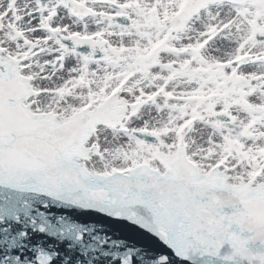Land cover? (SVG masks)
<instances>
[{
  "label": "snow or ice",
  "instance_id": "6c2138e0",
  "mask_svg": "<svg viewBox=\"0 0 264 264\" xmlns=\"http://www.w3.org/2000/svg\"><path fill=\"white\" fill-rule=\"evenodd\" d=\"M0 264H264V0H0Z\"/></svg>",
  "mask_w": 264,
  "mask_h": 264
}]
</instances>
